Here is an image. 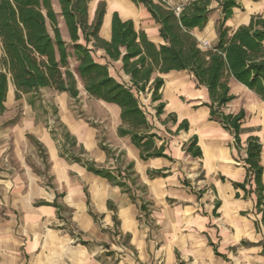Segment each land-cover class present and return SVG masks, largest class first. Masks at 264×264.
Returning a JSON list of instances; mask_svg holds the SVG:
<instances>
[{
    "label": "crops",
    "instance_id": "0c3cea01",
    "mask_svg": "<svg viewBox=\"0 0 264 264\" xmlns=\"http://www.w3.org/2000/svg\"><path fill=\"white\" fill-rule=\"evenodd\" d=\"M188 1L170 3L176 6ZM99 2H104L106 8L99 31L103 39L110 38L111 16L117 11L120 18L132 19L136 29L144 30L157 45L165 43L159 36V23L142 3L137 6L132 0H90L89 22ZM210 6L213 10L206 25L191 32L197 40L207 39L213 46L222 12L217 0H212ZM55 7L60 9L58 0L52 4L53 10ZM263 11L264 0H237L225 26L233 29L246 25L251 15ZM59 28L61 35L69 37L63 17ZM98 51L103 55L102 50ZM102 63H106L104 55ZM112 64L129 81L121 70V61H110ZM161 76L163 111L156 114L158 101H151L150 92L141 93L139 99L152 131L160 136L157 144L164 142L171 159H140V150L129 136L117 133L121 124L119 106L94 97L112 111L109 136L104 142L124 151L126 161L134 162L139 180L147 186L143 194L147 213L140 210L139 199L133 200L118 185L93 174L79 162L61 157L57 141L39 119V111H43L38 102L35 107L25 94L16 97L14 85L8 83L6 109L0 114V264H264V224L255 208L254 182L246 184L251 189L246 193L232 184L245 179L244 157L250 135L258 136L262 145L264 183V101L234 77H225L234 97L222 110L235 113L243 109L246 114L240 147H236L230 132L219 121L210 119V108L204 103L209 102L205 85L198 86L186 69L170 70ZM47 90L57 104V116L88 156L101 166L113 164L99 146L96 127L75 119L67 103L72 97L51 87L40 91ZM17 106L22 114L14 121L12 110ZM171 114L176 121L170 119ZM183 120H188V129L176 130ZM193 135L198 137L201 157H193L183 147ZM36 142L42 145L47 168ZM31 153L34 165L40 169L43 165L42 171L47 169L52 174V186L40 182L38 173L42 172L28 163ZM8 158L11 162L6 163ZM157 168L164 169L165 175L149 177L147 171ZM55 199L58 207L52 204ZM69 224L79 232L67 230ZM80 239L86 242L79 243Z\"/></svg>",
    "mask_w": 264,
    "mask_h": 264
},
{
    "label": "trees",
    "instance_id": "16d2710c",
    "mask_svg": "<svg viewBox=\"0 0 264 264\" xmlns=\"http://www.w3.org/2000/svg\"><path fill=\"white\" fill-rule=\"evenodd\" d=\"M89 1L58 0L68 30V43L62 38L51 0H0V114L6 109L4 101L10 81L16 89V97L25 94L28 103L36 107L38 102L45 113L47 107L40 97L42 88L65 91L76 98L80 92L79 80L89 96L119 106L121 124L117 133L121 137L129 136L131 143L140 150V159L156 156L171 159L164 142L157 144L160 136L152 131L153 126L139 96L150 92L151 101H158L156 114L161 113L165 106V102L161 101L164 87L161 74L186 69L193 74L198 86L202 84L207 88L209 102L204 103L210 108V119L219 121L233 136L234 145L240 147L241 125L246 114L243 109L235 113L222 110L234 97L229 93L225 77H234L264 101V11L251 15L246 25L230 29L225 22L231 16L232 8L237 6V0H217L222 12L217 25L218 38L215 45L203 49L191 31L206 25L213 10L210 6L212 0H189L180 5L179 13H176V6L168 4L171 0H132L136 4L142 3L159 23V36L165 43L158 45L148 38L144 30L136 29L132 19L120 18L117 11L111 16L110 38L103 39L99 31L106 11L105 3H98L94 18L89 22ZM47 22L52 27V33ZM94 50L103 51L106 63L95 59L92 55ZM71 57L75 60L73 67L70 66ZM116 60L121 61V70L129 76V81H119L109 71L110 61ZM52 108L54 124L49 130L58 143L60 156L71 162H79L93 174L118 185L133 200L139 199L140 210L147 213V201L143 195L147 186L139 180L134 162L126 161L124 151L116 152V149L100 140V148L104 149L107 158H112L113 164H109V167L98 165L59 119L57 108ZM169 116L176 121L174 114ZM178 129L186 131L188 120H183ZM36 143L47 168L42 145ZM246 146L245 179L232 184L246 193L251 191L246 184L254 182L257 195L255 208L261 213L264 224L263 165L260 161L262 145L258 136L250 135ZM183 147L193 157L202 156L196 135ZM163 170L157 168L147 173L149 177H155L165 175ZM221 178L224 179L223 176ZM52 204L59 206L56 199ZM108 205L114 210L110 202ZM89 212L95 217L96 214ZM113 218L117 224L116 214ZM80 242L86 241L80 239ZM215 252L220 255L216 249Z\"/></svg>",
    "mask_w": 264,
    "mask_h": 264
},
{
    "label": "rangeland",
    "instance_id": "374dc122",
    "mask_svg": "<svg viewBox=\"0 0 264 264\" xmlns=\"http://www.w3.org/2000/svg\"><path fill=\"white\" fill-rule=\"evenodd\" d=\"M53 1V2H52ZM55 0H51V3L54 4ZM138 3L137 6H139ZM171 6H174V3H168ZM92 5V3L89 4V7ZM55 10H57L56 14H57V24L59 25V23L62 20V16L60 13V9H57L55 7ZM135 13V12H134ZM47 25L49 27V31L52 33V27L49 24V22H47ZM62 37L65 41H67L68 43H70L69 41V37L65 34H62ZM199 41V40H198ZM199 44V43H198ZM212 46V45H211ZM206 49V48H203ZM70 51H72L71 48H69ZM92 55L95 57L96 60L103 62V55L100 54V52L98 50H94L92 52ZM75 65V60L73 57L70 58V66L73 67ZM109 71H111V73L120 81H128L127 79H125V77L120 74V71H117L116 68L114 67V64L109 65ZM78 86L80 87V92L79 95L76 98H69L67 103L69 106V109L71 110V112L73 113L75 119L77 120H84L86 121L89 125L91 126H95L96 127V134H97V139L100 140H106L109 136L108 134V128H109V123L112 120V111L107 109L105 107V105L103 103H100L99 101H97L94 97L89 96L86 91L83 89V87L80 85V82L78 80ZM50 90L47 91H40V97L43 98L45 100V104L47 107V110L45 113H42L41 111H39V119L41 120V122L43 123V125L47 128H50V126H53L54 124V116L52 115V107L56 106L57 104H55L53 97L48 94ZM145 94V92H144ZM145 102V101H144ZM146 103V102H145ZM98 104H101V106L99 107ZM57 107V106H56ZM22 114V109L20 106L15 107L12 110V120L16 121L20 118ZM58 130V127H56ZM57 136H59L56 133ZM29 143H32L31 140L29 139ZM33 144V143H32ZM11 147V145H10ZM32 153H34V151L31 150ZM116 152H119L118 150ZM32 153L31 155L28 156V163L31 165L32 167H34V170L37 171H41L42 174L38 173L40 178V182L44 185V186H52L53 185V176L52 174L47 170L44 169V171H42V168L40 169L39 167H36V165H34L35 163L33 162V157H32ZM35 154V153H34ZM124 157L126 158V154L124 155ZM35 159H36V155H35ZM7 162H11L10 158H8L6 160ZM102 223V220L100 221ZM66 224H62V226H65ZM67 230L72 231L73 233L75 232H79L78 228H76L74 226V224H69V226L66 227ZM121 242L124 243V241H122L120 239Z\"/></svg>",
    "mask_w": 264,
    "mask_h": 264
},
{
    "label": "built area",
    "instance_id": "2783aa9c",
    "mask_svg": "<svg viewBox=\"0 0 264 264\" xmlns=\"http://www.w3.org/2000/svg\"><path fill=\"white\" fill-rule=\"evenodd\" d=\"M175 10H176V13H179L181 10V6L176 5ZM199 46H201L202 48H209L211 47V44L207 39H200Z\"/></svg>",
    "mask_w": 264,
    "mask_h": 264
},
{
    "label": "bare ground",
    "instance_id": "6f19581e",
    "mask_svg": "<svg viewBox=\"0 0 264 264\" xmlns=\"http://www.w3.org/2000/svg\"><path fill=\"white\" fill-rule=\"evenodd\" d=\"M118 4V3H117ZM122 4V3H121ZM129 10V9H128ZM128 15H130V14H128Z\"/></svg>",
    "mask_w": 264,
    "mask_h": 264
}]
</instances>
